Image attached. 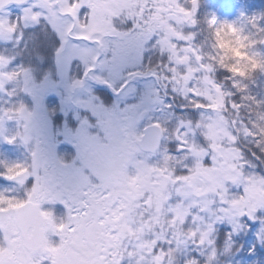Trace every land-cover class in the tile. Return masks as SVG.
<instances>
[{
    "label": "snow or ice",
    "instance_id": "6c2138e0",
    "mask_svg": "<svg viewBox=\"0 0 264 264\" xmlns=\"http://www.w3.org/2000/svg\"><path fill=\"white\" fill-rule=\"evenodd\" d=\"M211 4L0 0V264H264V10Z\"/></svg>",
    "mask_w": 264,
    "mask_h": 264
},
{
    "label": "rangeland",
    "instance_id": "374dc122",
    "mask_svg": "<svg viewBox=\"0 0 264 264\" xmlns=\"http://www.w3.org/2000/svg\"><path fill=\"white\" fill-rule=\"evenodd\" d=\"M240 0H228L225 4L216 1L215 2V11L222 19H236L239 13V10L242 9L241 3H239ZM264 1V0H263ZM247 10L250 12H256L264 10V2L262 3L260 0H247ZM224 6H223V5ZM219 6L222 9H219ZM222 37V35H221ZM235 45V51L234 54L232 53L231 56L240 58L242 57V51H244L245 48V42L239 39L234 38L232 34H228L227 36Z\"/></svg>",
    "mask_w": 264,
    "mask_h": 264
},
{
    "label": "trees",
    "instance_id": "16d2710c",
    "mask_svg": "<svg viewBox=\"0 0 264 264\" xmlns=\"http://www.w3.org/2000/svg\"><path fill=\"white\" fill-rule=\"evenodd\" d=\"M216 1H220V2H222L224 4L226 2H228V0H212V4H211L210 10H214L215 11V2ZM219 9H222V8L219 6ZM227 36H228V34H222V37H220V40H221L222 47H223L224 51L227 53L228 59H231V58H233V56H231V55H232V53L234 54L235 45ZM243 52L244 51H242V55H243Z\"/></svg>",
    "mask_w": 264,
    "mask_h": 264
}]
</instances>
